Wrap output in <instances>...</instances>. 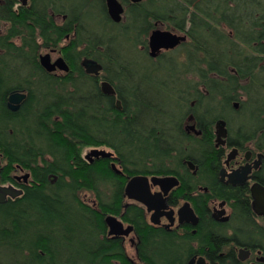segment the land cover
I'll return each instance as SVG.
<instances>
[{
	"label": "trees",
	"instance_id": "obj_1",
	"mask_svg": "<svg viewBox=\"0 0 264 264\" xmlns=\"http://www.w3.org/2000/svg\"><path fill=\"white\" fill-rule=\"evenodd\" d=\"M79 6H74L75 17ZM126 15L129 25L125 29H135L133 24L141 28L150 17L192 39L188 67L198 74L204 88V92L194 88L204 117L217 115L218 99L228 106L236 97L232 92L257 88L256 81L246 87L239 85L250 75L252 59L226 58L223 47L228 42L220 27L233 31L239 42L259 53L264 46L260 0H147L128 6ZM30 63L37 79L31 83L14 77L7 80L10 73L0 72V152L7 163L0 171V183L8 180L7 170L16 165L30 177L19 197L0 204V250L5 248L15 258L8 264H185L184 241L148 226L142 209L135 205L126 208L123 220L133 224L139 236L138 262L126 258L119 240L105 237L104 216L121 212L123 181L111 171L107 159L88 164L80 154L82 146L104 144L133 172L136 165L146 167L152 157H164L169 118L163 115L157 91L142 92L129 85L119 111L114 99L95 89L80 68L71 80L55 81L33 59ZM229 65L235 67L234 73L228 71ZM222 88L228 90L226 95ZM12 89L28 93L16 112L5 106L6 94ZM252 96L250 134L259 128L258 112L264 108V101ZM82 191L93 194L92 205L82 200ZM240 203L247 208L244 201ZM205 211L200 205L197 212L203 217ZM202 229L203 233L198 231L192 237H198L201 249L208 248V255H215L224 238ZM225 259L229 257L218 264H237Z\"/></svg>",
	"mask_w": 264,
	"mask_h": 264
},
{
	"label": "flooded vegetation",
	"instance_id": "obj_2",
	"mask_svg": "<svg viewBox=\"0 0 264 264\" xmlns=\"http://www.w3.org/2000/svg\"><path fill=\"white\" fill-rule=\"evenodd\" d=\"M74 1L76 2V0H0V69H3L0 72H4L5 75L10 73L11 77L7 80L14 77L31 83L37 81L34 76V67L30 63L32 59L39 70L53 77L55 81L71 80L76 75V68H80L83 74L87 76V81L89 80L91 84H94L95 89L102 95L114 99V105L119 111L122 110V100L126 94V89L130 87L124 83L127 79L126 74L129 73L127 70L129 66L134 70H132L133 74H129L132 76L139 75L138 81L140 83L131 84L134 89L142 92L157 91V96L162 100L159 104L163 109V115L169 118L168 130H166L167 138L163 139L167 146L164 157H152L146 167L140 169L136 165L133 169L136 172H133L132 168L123 166L120 158L108 146L104 144L88 145L93 146V148L102 146L109 148L112 156L110 158L91 156L86 158L85 156L86 162L90 164L94 160L107 159L111 171L123 181L121 212L118 216H112L122 223L123 229L127 227H131V229L127 234L109 235L108 226L104 222L105 237L119 240L124 252V242L128 239L129 243L134 246L136 260H139L137 247L140 242L139 236L134 225L123 220V213L126 208L135 205L142 209L144 220L148 226L172 233L173 239L184 241L186 244L185 264H218L225 257H229V260L225 259V261L235 260L237 264H264V214L256 212L252 197L253 187L258 185L264 188V108L258 112L261 119L260 126L251 134L249 130L247 131L248 126H251V112L247 111V115L244 116V111L238 110L239 103L234 102L236 97L232 98L228 106L224 107L238 115L242 114L238 121L231 119L224 110L212 118L204 117L203 111H201L202 101H199L197 94L194 93H192L191 98H188L187 95H179V98L175 100L174 108L169 109L166 102L170 100L166 98V90L161 84L158 85L154 78L153 81H149L152 77L150 74L141 72L140 69L144 64L139 62L138 56H135L136 61L131 62L126 57L121 58L119 53L114 52L113 36H110L108 40H103L101 36L88 35L85 41L80 40L86 26L83 19H86L88 14L96 16L88 10L89 7L93 8L94 6L95 8L96 5H99L102 11V19L111 25H117L126 15L128 6L139 5L143 0L138 2L117 0L123 7L119 22H113L110 19L107 13L106 0H78L77 5H80V8H78L79 15L77 17L73 15L76 5ZM162 26L163 21L149 17L147 23L141 28L133 24L135 29H122L121 32L130 31L135 42L143 45L140 47L144 50L147 59L151 60L159 58L165 51L169 52L186 46L190 39L188 34L183 31L184 41L170 49L161 48L151 55L149 37L154 30L162 29ZM166 28L172 33L180 35L176 33L178 30ZM70 35L73 36V40L60 46V43L69 39ZM75 36L77 40H75ZM145 38V42L141 41ZM82 43H85L84 48H81ZM40 50H45V53L40 54ZM259 50V55L262 56V59L260 58L262 62H259L261 64L264 62V46H260ZM45 54L49 55L51 64L61 58L68 70H61L57 66L51 71L44 69L40 63V57ZM84 60H91L97 64L99 67L97 74L86 72L82 65ZM20 61H22L21 64ZM25 65L32 70H29ZM254 65L253 61L249 64L251 69ZM188 68L187 66V70ZM228 68L234 73L235 67L233 65H229ZM113 71L115 74L112 73ZM109 75H116L117 79L115 76V81H110ZM262 78L260 86L264 89V77ZM250 81L256 80L253 78L249 80V83ZM103 82L111 85L114 94H107L102 90ZM202 88L199 85L198 90L202 91ZM12 91L24 92L26 98L28 95L24 89L10 90L6 94V108L7 98ZM246 97L250 98V94H246ZM189 100H191L190 105L186 107L185 104ZM169 106L173 107L171 104ZM170 117H172L173 122L170 121ZM218 124H222V127L220 128ZM98 139L100 140L101 136ZM2 160L3 165L0 166V171L7 164L0 152V164ZM10 169L23 170L18 168V165L16 168ZM140 170L146 173H140ZM134 176L147 177L150 196L155 198L154 202L163 204V207L155 215L156 222L151 220L155 213L154 209L147 211L144 205L130 200L124 195L127 181ZM22 177L13 175L12 182H9L8 185L20 188L23 192V186L28 185L30 177L28 176L26 180ZM152 177L171 178L169 183H172V186L164 191L159 184L151 182ZM49 179L52 182L55 181V177L52 175L49 176ZM240 201L246 203V209L240 205ZM185 203L193 211L197 220L195 224H192L186 218L187 216L180 222L179 210ZM200 205H204L206 209L203 217L197 212ZM202 225L205 227V231L206 229L210 230L224 238V242L215 255H208V248L201 249L202 246L198 237H192L198 231L203 233ZM130 235L131 237H129ZM125 256L128 260L134 261L126 252Z\"/></svg>",
	"mask_w": 264,
	"mask_h": 264
},
{
	"label": "rangeland",
	"instance_id": "obj_3",
	"mask_svg": "<svg viewBox=\"0 0 264 264\" xmlns=\"http://www.w3.org/2000/svg\"><path fill=\"white\" fill-rule=\"evenodd\" d=\"M72 1V0H71ZM147 0H143L142 3H146ZM262 6L264 7V0H260ZM78 0H76V2L74 1L75 7H77L78 5ZM91 13L96 14V16L92 15L90 16L89 14L86 16V19H83L85 26V31H83L82 33V38L80 40L85 41L88 35H96V36H101L103 40H108V38L111 36H113L114 38V52L119 53L121 58L126 57L127 60L129 61H136L135 56H138L139 62H141L142 64H144L142 66V68L140 69L142 73H146V74H150L151 80L149 79V81H153L154 80L158 83V85H162V87L164 88V90H166L165 95L167 96L166 98H168L170 101L166 102L169 109H173L174 105H175V100L179 98V95H187L189 96L188 98L192 97V93H194V88L198 85L199 88V83H200V78L198 76V74L193 70V69H189L187 70V66L189 65V63L187 62V53L190 50V48L192 47V39H189V42L186 43V46H182L179 47L177 49L171 50L169 52H163V55H161L159 58L156 59H147V56L144 53V50L140 47L143 46L137 42H135V40L133 39L131 32L130 31H122L125 30V27H127L129 25V20L128 17H126V15H124V17L122 18V21L120 24L117 25H111L110 23H108V21L102 19V11L100 6L96 5L95 8L93 6V8L89 7L88 9ZM190 10V8H189ZM166 27H168L166 25V23L163 21V26L161 27L162 29H160L161 31H171L169 29H167ZM170 28V27H169ZM220 28H222V34L224 36L227 37V44H225L224 50H225V57L226 58H230L231 60H234L239 58L238 56H242V58H248V59H252V61L255 63L254 67L252 68V70L250 71V75L246 77V79L239 81V85L241 87H246L249 84V80H251L252 78H254L257 82V88L251 90L250 92H244L240 89H237L236 92H232V94H235L236 99L234 100V102H238L239 106H238V110L240 111H244V116H246L248 108H249V104H250V99L253 98L252 93L256 94L257 97H261L260 100H264V89H262V86H260V83L262 82V77H264V62L259 64V62H262V56L259 55V53L254 52L252 50L251 47L243 45L241 42H239L235 36L233 31H230L228 29L223 28V26H221ZM180 35L184 34L183 31L180 32H176ZM73 40V36L70 35L69 39H67L64 42L60 43V46L65 45L66 43H68L69 41ZM75 40H77L76 36H75ZM141 41H146L145 39H142ZM230 42V43H229ZM83 44V43H82ZM235 45V46H231ZM81 45V44H80ZM85 43L82 45L81 48H84ZM189 50V51H188ZM224 52V51H223ZM40 54H44L45 50H40L39 51ZM223 55V54H222ZM198 58L201 60V54H199ZM261 58V59H260ZM104 61V60H103ZM188 63V64H187ZM201 66H203V64H199ZM116 67V65H114ZM263 67V68H262ZM262 68V69H261ZM129 73H132L133 68H131L130 66L127 68ZM134 71V70H133ZM228 71L230 73H233L232 70H230L228 68ZM127 73V71H126ZM127 73L126 74V82H124L126 85H131V84H139L140 81L139 80V75L135 76V75H131ZM133 74V73H132ZM201 84V83H200ZM162 90V91H164ZM184 90V91H183ZM183 91V92H182ZM202 91L204 92V88H202ZM150 93V91H149ZM222 93H224L225 95L228 93V90L225 88H222ZM250 94V98L246 97V94ZM154 94V91H153ZM175 95L176 97L174 98ZM260 95V96H259ZM155 96V95H154ZM155 99V97H154ZM161 98H158V101L160 102ZM193 100V99H191ZM189 100L187 102V104H185L186 107H188L190 105V101ZM218 101V100H217ZM216 101V102H217ZM180 103V102H178ZM172 105L173 107L169 106ZM196 105V102H195ZM204 105V103H203ZM216 106V110L215 112H220V110H224L226 111L225 113L228 114L231 119H233L234 121L237 119H240V117L242 116V114L238 115L234 112H231L230 110H226L225 107L223 105H221V101L217 102ZM243 116V118H244ZM236 125V122L234 123ZM98 150H105L107 152H110L109 148H106L104 146L102 147H97ZM97 148H93V146H82L80 148V154L81 157L85 160V156L92 150V149H97ZM86 161V160H85ZM3 165V160L0 164V166ZM27 172L25 170L19 171V170H13L10 169L7 171V179H4L0 185L1 186H7L9 184V180L12 179L13 175L15 176H24ZM10 178V179H9ZM80 196L82 198V200L89 204L92 205L94 202V196L93 194H91L90 192H85L82 191L80 193ZM131 237V235L129 236ZM124 248H125V252L126 254L134 259V262H138L136 260L135 257V250H134V246L131 245L128 241V239L125 240L124 242ZM13 261L15 260V258L9 256L8 251L4 248L3 250H0V264H8L9 261Z\"/></svg>",
	"mask_w": 264,
	"mask_h": 264
},
{
	"label": "water",
	"instance_id": "obj_4",
	"mask_svg": "<svg viewBox=\"0 0 264 264\" xmlns=\"http://www.w3.org/2000/svg\"><path fill=\"white\" fill-rule=\"evenodd\" d=\"M132 2H138L140 0H131ZM107 13L110 19L113 22H119L121 20V15L123 13V7L117 0H106ZM185 40V36L176 35L171 31H161L154 30L149 37V45L151 49V55H153L157 50L170 49L178 45L181 41ZM40 63L44 69L47 71H51L57 66L59 69L67 71L68 67L65 62L59 58L53 64L50 63L49 55L45 54L40 57ZM86 72L95 73L99 71V67L97 64L91 60H84L82 62ZM102 90L107 94H114V90L110 84L107 82L102 83ZM26 93L21 91H12L7 98V108L15 112L20 108V104L25 100ZM236 105V104H235ZM219 127H222V124H218ZM94 158H110L112 156L111 152H107L105 150L92 149L87 155L86 158L89 157ZM114 169V167H113ZM29 174H25L22 178L26 180ZM151 182L154 184H159L164 191L167 190L169 186H172V183H169L171 178H156L152 177ZM174 181V180H173ZM22 194V189L15 188L12 185L1 186L0 185V204H3L7 201V199H15ZM124 195L130 200L137 201L146 207L147 211L152 209L155 210V213L152 215L151 220L156 222L155 215L158 211L163 207L162 203L154 202L155 198L151 197L149 194V183L148 178L145 176H134L130 178L124 188ZM252 197H253V205L254 209L257 213L264 214V188L256 185L252 188ZM180 222L186 218L189 219L192 224L197 222L193 211L188 206L187 203L179 210ZM105 224L108 226V234L109 235H119V234H127L131 227H127L123 229L122 223L114 216L107 215L104 219Z\"/></svg>",
	"mask_w": 264,
	"mask_h": 264
}]
</instances>
